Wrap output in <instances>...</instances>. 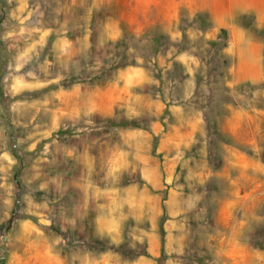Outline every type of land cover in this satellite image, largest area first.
I'll use <instances>...</instances> for the list:
<instances>
[{
    "label": "rangeland",
    "instance_id": "obj_1",
    "mask_svg": "<svg viewBox=\"0 0 264 264\" xmlns=\"http://www.w3.org/2000/svg\"><path fill=\"white\" fill-rule=\"evenodd\" d=\"M0 264H264V0H0Z\"/></svg>",
    "mask_w": 264,
    "mask_h": 264
},
{
    "label": "trees",
    "instance_id": "obj_2",
    "mask_svg": "<svg viewBox=\"0 0 264 264\" xmlns=\"http://www.w3.org/2000/svg\"><path fill=\"white\" fill-rule=\"evenodd\" d=\"M220 34H221L220 36H222V38H224L225 35H226V31H225V29H222Z\"/></svg>",
    "mask_w": 264,
    "mask_h": 264
},
{
    "label": "crops",
    "instance_id": "obj_3",
    "mask_svg": "<svg viewBox=\"0 0 264 264\" xmlns=\"http://www.w3.org/2000/svg\"><path fill=\"white\" fill-rule=\"evenodd\" d=\"M120 18H121V16H120Z\"/></svg>",
    "mask_w": 264,
    "mask_h": 264
}]
</instances>
